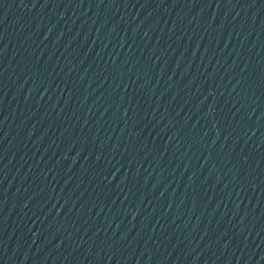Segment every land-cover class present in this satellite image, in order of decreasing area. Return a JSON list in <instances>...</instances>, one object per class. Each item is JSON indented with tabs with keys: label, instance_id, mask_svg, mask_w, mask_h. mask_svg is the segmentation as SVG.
<instances>
[{
	"label": "water",
	"instance_id": "1",
	"mask_svg": "<svg viewBox=\"0 0 264 264\" xmlns=\"http://www.w3.org/2000/svg\"><path fill=\"white\" fill-rule=\"evenodd\" d=\"M174 37L264 134V0H131Z\"/></svg>",
	"mask_w": 264,
	"mask_h": 264
}]
</instances>
